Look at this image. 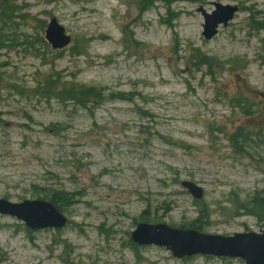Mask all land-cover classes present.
<instances>
[{
    "label": "rangeland",
    "instance_id": "1",
    "mask_svg": "<svg viewBox=\"0 0 264 264\" xmlns=\"http://www.w3.org/2000/svg\"><path fill=\"white\" fill-rule=\"evenodd\" d=\"M214 3L237 10L205 40L201 11ZM51 19L71 38L63 50L45 41ZM48 80L127 97L83 110L45 93ZM244 99L247 117L235 105ZM239 127L255 135L238 141L243 154L228 141ZM57 193L70 197L57 206L61 229L30 232L0 215V264H244L133 250L129 236L139 223L264 231V211L249 213L264 204V0H5L0 199Z\"/></svg>",
    "mask_w": 264,
    "mask_h": 264
},
{
    "label": "water",
    "instance_id": "2",
    "mask_svg": "<svg viewBox=\"0 0 264 264\" xmlns=\"http://www.w3.org/2000/svg\"><path fill=\"white\" fill-rule=\"evenodd\" d=\"M213 6L211 14L201 11L204 19L202 36L205 40H211L217 34L218 27L225 26L237 10L236 7L218 3ZM44 34L46 42L54 51L64 49L71 41L55 19L50 20ZM181 186L197 200L203 195L202 189L190 181L182 182ZM0 215L16 218L30 231L60 229L67 224V220L54 205L43 201H23L15 204L0 199ZM129 238L137 246L164 247L175 259L211 256L240 259L244 264H264V231L224 237L194 230L171 229L163 224L140 223L130 233Z\"/></svg>",
    "mask_w": 264,
    "mask_h": 264
},
{
    "label": "trees",
    "instance_id": "3",
    "mask_svg": "<svg viewBox=\"0 0 264 264\" xmlns=\"http://www.w3.org/2000/svg\"><path fill=\"white\" fill-rule=\"evenodd\" d=\"M4 2L0 5L2 6ZM203 65H207L204 61V58L200 59ZM45 93L50 95L51 98L56 99L57 101L60 100L61 102H69L68 104H71L73 106L78 107L79 109H93L96 108L98 105L102 104L104 101L108 100H119L124 101L127 97V95L122 93L117 94H105V91L102 88H97L93 86H86L81 84H73V83H67L63 84L62 86H58L55 83H53L51 80H48L45 84L44 88ZM235 105L239 107L243 111L244 116L252 115L250 109L247 107L250 104L246 99L244 100H236ZM250 132H247L244 127H239L235 130V132L230 136L229 142L230 147L232 148V152L236 154H243L244 153V147H239L240 145H243V142L238 141H251L252 138L255 139V135L253 137H250ZM258 136V135H257ZM48 195L45 196L44 199H47ZM70 197L66 194L57 193V194H51L50 195V201L53 205L56 207L60 206L62 208L63 204H67L69 202ZM262 210L264 211V204L261 200L257 199L253 202L252 210L249 212L256 216L258 219H261L260 214L262 213ZM203 213V211H200V214ZM141 221L148 222L147 220H142L143 216H141ZM198 222L195 221L189 226L186 227V229H194L199 231L201 229L200 224H197ZM133 250H136V246L131 244Z\"/></svg>",
    "mask_w": 264,
    "mask_h": 264
}]
</instances>
